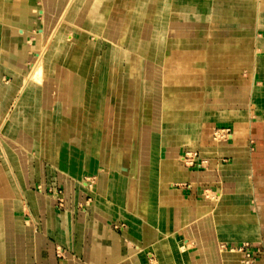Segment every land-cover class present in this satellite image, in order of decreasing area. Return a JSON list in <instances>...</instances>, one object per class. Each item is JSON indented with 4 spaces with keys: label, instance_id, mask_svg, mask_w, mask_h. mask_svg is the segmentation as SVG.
<instances>
[{
    "label": "crops",
    "instance_id": "0c3cea01",
    "mask_svg": "<svg viewBox=\"0 0 264 264\" xmlns=\"http://www.w3.org/2000/svg\"><path fill=\"white\" fill-rule=\"evenodd\" d=\"M115 1L0 0L1 63L21 68L31 63L24 42L30 45L37 34L42 39L53 27L55 33L69 11L71 21L80 10L86 20L68 23L65 31L73 36L78 27L88 28L89 44L90 35L101 38L99 47L91 45L102 65L90 75L61 71L58 65L69 56L54 53L45 62L44 86L52 81L48 92L64 96V102L55 98L53 105H43L39 97L47 87H35V103L6 104L7 126L16 125L22 134L38 127L39 149L11 133L0 146V264H150L147 252L157 264L247 261L240 251L220 250V243L245 246L249 264H264V0H137L131 30L150 26L153 36L171 43L173 56L184 50L179 56L184 69L202 71L174 77L160 91L165 77L160 68L147 69L150 85L138 87L126 68L127 47L97 36L113 12L123 16ZM182 7L188 8L182 14L186 22L177 16ZM116 24L110 20L107 27ZM169 31L178 35L169 38ZM16 44L22 61L16 60ZM194 47L203 48L197 55ZM220 47L230 50L229 61L221 58ZM113 49L119 69L110 73L106 53ZM40 57L29 65L38 80ZM207 64L226 75L208 77ZM13 76L2 74L10 84ZM73 76L82 89L71 90ZM227 88L232 100L224 108L216 98ZM74 92L80 101L72 98ZM205 97L210 105L199 107ZM183 104L198 107L178 108ZM222 127L231 135L215 144L211 132ZM5 144L18 168L5 155ZM192 151L190 166L183 155ZM86 177L94 181L92 191L81 182Z\"/></svg>",
    "mask_w": 264,
    "mask_h": 264
},
{
    "label": "rangeland",
    "instance_id": "374dc122",
    "mask_svg": "<svg viewBox=\"0 0 264 264\" xmlns=\"http://www.w3.org/2000/svg\"><path fill=\"white\" fill-rule=\"evenodd\" d=\"M136 1L137 0H126V1L116 0L114 7L117 8L119 11L123 9L124 10V13H122L123 16L119 17L118 14H114V12H113L111 14V16L108 18L107 24L99 26V32L97 33V36H100L107 41H110V42L112 41L116 48H121L123 46L127 47L126 50H127V56H128L127 58L128 59L126 62V68H127L128 72H130L131 74H133L135 76L137 83H139L138 87L143 85V84H144V86L150 85V83H149L150 81L148 79H145L146 76H144L145 72L149 68H153L155 71L157 70L159 72H160V70H159V68H160L162 70V72H164L165 77L162 79V81L158 85L159 91L163 88L167 89L166 87L168 86L169 83H172V81L174 80L173 78L175 77V81H176L177 77L178 76L180 77L181 75H183V73L185 75H187V74L192 75V74H195L197 72L201 73L202 71L199 69L198 70H196V69L191 70L189 68L184 69L183 66H181V64L179 63V60L181 59L179 56L181 53L184 52V50L180 49L178 51L179 55L173 56L172 55L173 49L171 47V43H169L168 41H167V43H163L162 41H160V38L156 37V35H158L156 33H155L156 35L153 36L151 33V27L150 26L146 25L139 33L135 30L134 31L131 30V24H130L131 14H132L131 11L135 6ZM177 9H179V8L174 7V11L176 10L175 13L177 12ZM186 11H188V8L182 7L178 11V12H180V14L177 15L179 18L185 20V22H186V19H188V18H186L182 14L185 13ZM78 12H79L78 13L79 15L75 16L73 18L74 20L70 21L69 13H71V12L69 11L67 13V15L65 16V18L63 19L62 23H59L57 30H55V33L53 31V29H54V27H53L49 31H47V30L44 31V36L42 37V39L39 40V37L37 34V36L32 35L33 42H31L30 45L28 44L29 40L24 42V44L26 45L25 46L26 55H31V58H32L31 63H29V64L24 63V65H23L24 67L21 68V67H10V66H8V64H6V63L3 64L0 62V110H1L0 115L3 118L2 119V125L0 127V146L3 145L2 141L5 140L4 136H6L8 133H11L16 138V140H18V142L23 143L27 147L33 146L35 149H37V150L39 149V141H38L39 136L37 134L38 133V127H36L34 125H33V127H28L24 130L25 132L22 134L19 132L20 129L16 125H11V127L7 126L8 124H6V123H7V119H9L8 118L9 116H8V113L4 111L5 110L4 108H5L6 104H8L9 102L12 103L13 100H14V102L19 101V100H24V103H28V104L35 103L37 100L36 92L33 91V90H35L34 89L35 87L36 88L47 87V89H45L46 93L51 89V82L52 81H49L44 86V74H46L48 72V67H46L45 62L49 61L48 57L50 55H54V53L56 55L57 53L61 52V55L69 56L67 58L68 61L66 63H63L62 65H58V70H61V71H65V70L70 71L71 69H76L78 71L87 70L89 75L92 72L96 73L97 71H100V68L102 67V65L101 64L99 65V62H98L99 59L97 57V48H95V49L92 48L91 44L93 43L94 45H97L99 47V44L101 42V38H97V37L94 38L93 35H90L89 40H90L91 44H89L87 42L86 37H87V34L89 33L88 28L78 27V29H76V27H75V25H80L81 23H83L86 20L87 13L83 14L80 10H78ZM184 18H186V19H184ZM122 19H123V21H122ZM58 20H59V18L57 19L55 25H57ZM110 20H114L117 22L116 26L112 29L107 27ZM158 20L159 21L161 20L160 17L158 18ZM68 23L69 24L75 23V25L73 27L77 31L73 32V36L70 32L66 33V31H65L66 25ZM157 26H161L160 23H157ZM175 34L176 33L170 32V31L167 33L169 38L175 36ZM177 35L178 34H176V36ZM189 35L191 36V32L189 33ZM68 36H71V39H69ZM119 38H120V40H118ZM138 40L140 41L139 43L137 42ZM142 42H145V43L141 44ZM33 43H35L36 45H34ZM159 43H163L162 47L158 45ZM54 44H56V47H55V49H52ZM202 48L203 47H194L193 50L198 55L199 52L202 50ZM14 50L16 51V60L22 61L23 58L19 55L22 48H19L17 45V49H14ZM218 50H219V54H220L221 58L225 59V61L226 60L229 61L231 59L232 55L230 53V50H228L226 47H220ZM218 50H217V52H218ZM115 52H117V49H115V50L113 49L112 51H108L106 53L107 57H108V61H109L108 72H110V73L115 72L117 69H119V66L116 63V60H114L115 59ZM0 54H1V49H0ZM72 55H73L74 59L72 58ZM90 55H92V58L90 59L89 64H86L85 61L86 60L88 61V57L90 58ZM39 56H41L40 58L42 61V69H41L42 73H41L40 80L33 78L31 76L32 67L34 66L33 62L36 59H38ZM64 60H66V59H64ZM83 60H85V61L83 62ZM151 60L155 61V64H156V62H159V64L157 63L156 65H154L153 63L150 62ZM29 65H31V66L33 65V66L30 67ZM29 67H30V69H29ZM156 67H157V69H156ZM215 70H216V67L214 64L213 65H210V64L205 65L204 71L208 77H210L211 75H216L218 78H220V75L225 76L226 72H227V71H222V74H220V73H218V71L216 72ZM2 74L12 75V76H13V74H15L13 76V78H14L13 82L11 84L9 82L6 83V81H4V79L2 78ZM75 78H74V76L71 78L70 87H71V90L73 89V91H75L74 88L75 89L80 88V85L77 84V82H78L77 78L76 79ZM166 80H168V81H166ZM64 82L67 83L69 81H64ZM114 82H115L114 79L110 80V78H109V81H108L109 84L114 85ZM208 82H211V80L210 81L208 80ZM222 82L224 84L226 82V79H223ZM212 83L213 84L214 83L220 84V80L218 79V80H216V82L213 80ZM214 85H211V86L214 87ZM162 86H163V88H162ZM140 88L138 89V91H140ZM153 88H154V83H153ZM12 89H13V92L11 91ZM80 89H82V87ZM14 90L17 91V95H16L17 97H14V94H15ZM224 91L225 92L218 91V96L216 98V101L218 103H220L221 105H223L224 108H226L227 106H225V105L227 103H229L232 100V98L229 97V95H230L229 88L225 89ZM51 93L52 92H48L47 94L42 93L39 97L40 103H42L43 105H50L51 106V105H53L55 98H56V101L60 102L61 104L64 102V96L58 97L59 94L57 96H55V95H53L54 93L53 94H51ZM227 93H228V96H225ZM137 94L141 95L140 92H138ZM152 94H153V92H152ZM19 96H20V98L17 99ZM72 98L73 99L77 98V100H79V99H82V96L81 95L76 96V94L74 92V94H72ZM149 98H150V96H149ZM156 98H157V96L156 97L153 96L150 99L153 102L154 101L157 102ZM210 100L211 99L205 97L202 100L199 107H204L205 105L209 106L210 104L208 105V103L210 102ZM185 106H189L190 108L198 107L197 105H193V107H191L190 104H185L184 106L181 105L178 108H183ZM83 109H84V107H83ZM161 111L162 110H160V114H161ZM83 112H84V110H82V113ZM136 128L138 130V125ZM33 130H35V131H33ZM225 131H227V133H228L227 135L224 134ZM230 135H231L230 129H226L224 127H222L221 129L216 128L211 132V140L213 141V143L218 144L220 142L228 140ZM48 136L49 135L47 134L46 137L48 138ZM3 150H4V148H3ZM4 153H5V155H8L10 157L11 162L13 163L14 167L18 168L19 162H18L17 157L13 153V150L8 148V146L6 144H5ZM188 155L191 158L190 160L192 163L191 164L187 163V164L192 166V165H194V158L196 157V152L195 151L189 152ZM193 155H195V156H193ZM183 156H185V154ZM1 168H3V165ZM81 182H86L87 184L90 185L89 191L93 190L94 181L90 177H86V180L81 181ZM81 182L78 183V186L81 185ZM37 192L42 193L43 192L42 187L37 188ZM49 192L52 194V190H49ZM59 194H61L60 190H58L57 192H54V196L57 199V205L59 208H61L62 207V202H61L62 195H59ZM30 195H32V194H30ZM206 198L210 202L214 203V199H215L214 194L207 192ZM63 212H65V211H63ZM218 247H220V250H222V251H228V252H232V253H234L235 251H239V249H241V250L244 249V247H242V246L231 245V244H227V243H220L218 245ZM146 254H148L150 256V257L149 256L147 257L148 262L150 264H157V261H156L157 259L155 260L153 257H151L152 256L151 253L147 252ZM249 263H250L249 260L244 261V264H249ZM175 264H177V263H175Z\"/></svg>",
    "mask_w": 264,
    "mask_h": 264
},
{
    "label": "built area",
    "instance_id": "2783aa9c",
    "mask_svg": "<svg viewBox=\"0 0 264 264\" xmlns=\"http://www.w3.org/2000/svg\"><path fill=\"white\" fill-rule=\"evenodd\" d=\"M225 135H227L228 133H227V131H225V133H224ZM193 156H195V155H193ZM185 157H186V160H188L189 161V163L188 164H191L192 162H191V158L189 157V155H186L185 154ZM201 164V163H200ZM239 251L241 252V253H243L244 254V256H245V258H246V260H249V256H247L246 255V247L244 246V249H239Z\"/></svg>",
    "mask_w": 264,
    "mask_h": 264
},
{
    "label": "bare ground",
    "instance_id": "6f19581e",
    "mask_svg": "<svg viewBox=\"0 0 264 264\" xmlns=\"http://www.w3.org/2000/svg\"><path fill=\"white\" fill-rule=\"evenodd\" d=\"M71 2V1H70ZM69 6V5H68ZM62 21V20H61ZM152 42V41H151ZM151 46V45H150ZM133 50V49H132ZM150 53V52H149ZM149 57V56H148ZM182 66V65H181ZM175 70V69H174ZM176 74V73H175ZM184 74V73H183ZM171 76V75H170ZM176 76V75H175ZM166 81H168V80H166ZM130 122V121H129ZM143 137V136H142ZM43 152V151H42Z\"/></svg>",
    "mask_w": 264,
    "mask_h": 264
}]
</instances>
